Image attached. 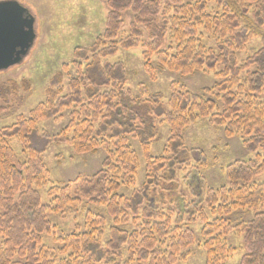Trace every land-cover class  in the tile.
<instances>
[{"label":"trees","instance_id":"obj_1","mask_svg":"<svg viewBox=\"0 0 264 264\" xmlns=\"http://www.w3.org/2000/svg\"><path fill=\"white\" fill-rule=\"evenodd\" d=\"M102 1L108 10L104 32L91 46L73 50L71 64H64L51 82L50 99L0 129V264H177L196 241L189 227L193 223L201 225L205 264H226L236 252L224 240L231 232L242 237L238 264H264V184L252 181L264 172V0ZM124 13L132 15L129 34L117 40ZM204 35L214 42L204 43ZM256 39L261 46L247 49ZM134 48L142 49L144 69L152 78L157 67L181 76L211 72L218 82L202 89V95L171 83L167 108L160 93L141 90L147 99L134 98L126 88L123 63L107 60ZM244 52L247 58L238 63L237 55ZM71 68L76 73L68 80L69 92L55 99ZM30 89L28 80L2 84L0 101ZM65 112L69 120L59 134H39L38 122ZM199 119L223 128L226 137L239 136L247 151H260L253 160L225 168L227 185L204 191L193 188L192 179L202 184L197 171L184 184L177 180L192 164L193 169L206 165L204 152L186 148L181 136ZM156 120L170 134L164 156L157 158L151 156L160 137ZM130 140L140 147L145 176L127 197L118 192L133 187L140 170ZM50 143L67 144L77 154L101 149L106 157L101 169L75 189V197L72 185L79 179L51 185L52 205L45 206L37 188L48 184L41 157ZM82 200L103 208L112 223L88 210L85 231L58 238L57 253L43 246L42 235L52 230L47 215L76 208ZM240 210L254 215L231 225L227 218Z\"/></svg>","mask_w":264,"mask_h":264},{"label":"rangeland","instance_id":"obj_2","mask_svg":"<svg viewBox=\"0 0 264 264\" xmlns=\"http://www.w3.org/2000/svg\"><path fill=\"white\" fill-rule=\"evenodd\" d=\"M6 1V0H0ZM25 7L35 20L36 39L33 47L24 60L15 66L0 71V85L10 81L20 84L22 80L30 82V91H20L16 95L10 96L7 102L0 101V129L15 123L20 117H28L29 112L50 99L48 90L51 82L58 73L62 71L64 64H71L72 53L76 47L87 48L91 46L96 38L104 32L105 20L107 17V7L102 0H14ZM122 27L118 33L117 40H121L129 34V25L132 22V15L124 13L122 15ZM214 40V39H213ZM207 35H204L203 42L212 41ZM211 44L209 45H212ZM260 40L256 39L247 45L249 48H259ZM248 56V52L237 55L238 63L243 62ZM109 63H123L128 72V81L126 88L131 92L134 98L147 99V95H142L141 90H147V93H160L164 99L162 104L167 108V99L170 95V84L179 83L186 91L201 94L204 88L213 87L218 80L214 73L200 72L191 76H181L178 73L168 70H158L155 67V77L152 78L144 69L142 59V49L134 48L130 50H119L118 53L107 59ZM154 66L155 63H153ZM219 68L217 69V72ZM76 70L71 68L68 75L63 77L61 87L63 92L60 96L66 95L68 90V80L74 77ZM141 86V89H140ZM56 91L57 88H54ZM68 113L65 112L62 117L37 123L39 134L45 132L49 136L59 134L68 123ZM155 126L160 134L159 139L151 146V156H164L167 140L170 137L167 125L155 121ZM182 138L186 148L200 149L206 157L205 167L193 169L187 168L178 173L177 180L184 184L185 178L193 171L202 178V184L192 179L193 188L197 191H204L206 188H218L227 185L224 170L235 161H249L255 158L259 153L250 152L243 148L242 140L239 136L226 137L223 128H216L208 123V119H199L188 126L182 132ZM130 146L135 150L140 159V170L138 172L135 185L131 188H121L118 193L130 197L133 189H139L144 181V161L140 147L136 141L130 140ZM15 153L20 156V149L16 143H12ZM106 153L99 149L95 153L77 154L67 144L57 145L50 143L41 157L45 168L49 172L48 184L37 188L42 205H52V198L47 195L51 185L62 186L79 179L77 185H72L71 196L75 197V189L79 187L83 180L90 179L97 173ZM255 183L264 184V172L256 176ZM201 187V189H199ZM184 191L188 194L186 187ZM93 214H100L110 225L112 219L105 213L103 208H94L86 200H82L80 206L76 208L65 209L62 213L47 215V220L52 226L49 235H42V245L58 252L61 249L58 238H63L72 233L85 231L84 217L87 211ZM209 219L212 217L206 211ZM254 215L253 211L240 210L234 212L227 220L231 225L239 222H246ZM195 234L196 241L189 248V255L184 262L177 264H205V252L202 249V240L199 238L201 225L193 223L189 225ZM107 238L105 231L103 241ZM226 244L236 249V252L228 258L226 264H238L243 256L242 237L234 232L224 237ZM1 242V238H0ZM59 258L61 255L57 254Z\"/></svg>","mask_w":264,"mask_h":264},{"label":"water","instance_id":"obj_3","mask_svg":"<svg viewBox=\"0 0 264 264\" xmlns=\"http://www.w3.org/2000/svg\"><path fill=\"white\" fill-rule=\"evenodd\" d=\"M36 39L35 20L14 0L0 1V71L20 64Z\"/></svg>","mask_w":264,"mask_h":264}]
</instances>
